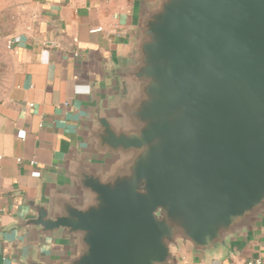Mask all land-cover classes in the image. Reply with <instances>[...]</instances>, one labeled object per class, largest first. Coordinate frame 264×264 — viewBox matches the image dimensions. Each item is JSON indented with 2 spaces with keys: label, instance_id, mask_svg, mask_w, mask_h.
<instances>
[{
  "label": "water",
  "instance_id": "1",
  "mask_svg": "<svg viewBox=\"0 0 264 264\" xmlns=\"http://www.w3.org/2000/svg\"><path fill=\"white\" fill-rule=\"evenodd\" d=\"M111 77L61 182L16 219L68 250L23 263L230 254L264 222V0H143Z\"/></svg>",
  "mask_w": 264,
  "mask_h": 264
},
{
  "label": "crops",
  "instance_id": "2",
  "mask_svg": "<svg viewBox=\"0 0 264 264\" xmlns=\"http://www.w3.org/2000/svg\"><path fill=\"white\" fill-rule=\"evenodd\" d=\"M14 1L19 26L7 38L12 68L0 97V264H24L30 253L50 263L68 244L42 240L15 227L16 219L29 217L26 203L61 182V158L82 146L79 124L93 99L114 87L111 72L129 53L143 0ZM256 259L264 264V222L230 254L196 258L185 252L180 264Z\"/></svg>",
  "mask_w": 264,
  "mask_h": 264
},
{
  "label": "rangeland",
  "instance_id": "3",
  "mask_svg": "<svg viewBox=\"0 0 264 264\" xmlns=\"http://www.w3.org/2000/svg\"><path fill=\"white\" fill-rule=\"evenodd\" d=\"M14 0H0V97L8 89L11 76L12 59L7 48V38L19 26L15 16Z\"/></svg>",
  "mask_w": 264,
  "mask_h": 264
},
{
  "label": "built area",
  "instance_id": "4",
  "mask_svg": "<svg viewBox=\"0 0 264 264\" xmlns=\"http://www.w3.org/2000/svg\"><path fill=\"white\" fill-rule=\"evenodd\" d=\"M101 31H102V29L98 28V29L93 30L92 33L101 32ZM11 45H12V42L9 41L8 42V47L10 48ZM76 56H78V54H76ZM30 106H33V105H30ZM31 165L36 166L37 163L35 161H32ZM247 264H263V261L261 259L250 260V261L247 262Z\"/></svg>",
  "mask_w": 264,
  "mask_h": 264
}]
</instances>
